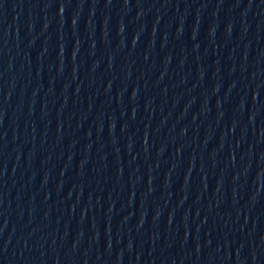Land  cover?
Segmentation results:
<instances>
[{"label": "water", "instance_id": "1", "mask_svg": "<svg viewBox=\"0 0 264 264\" xmlns=\"http://www.w3.org/2000/svg\"><path fill=\"white\" fill-rule=\"evenodd\" d=\"M0 264H264V0H0Z\"/></svg>", "mask_w": 264, "mask_h": 264}]
</instances>
